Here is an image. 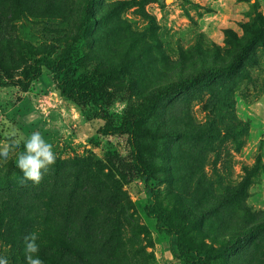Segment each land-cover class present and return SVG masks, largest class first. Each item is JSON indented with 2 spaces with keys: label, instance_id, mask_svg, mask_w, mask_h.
<instances>
[{
  "label": "rangeland",
  "instance_id": "374dc122",
  "mask_svg": "<svg viewBox=\"0 0 264 264\" xmlns=\"http://www.w3.org/2000/svg\"><path fill=\"white\" fill-rule=\"evenodd\" d=\"M86 1L0 0V257L22 264L8 242L9 192L22 203L17 216L80 226L111 219L94 255L104 264H185L172 248L222 247L263 221L264 41L245 61L247 76L175 93L169 85L181 71L230 63L240 50L228 31L244 38V24L260 26L264 0H92L85 15ZM84 25L72 73L102 93L114 125L154 105L142 124L148 134L100 135L99 109L63 97L47 69L26 86L23 73L43 49L63 53ZM37 132L56 162L34 184L17 159ZM135 143L153 170L149 185L133 169ZM154 201L174 213L185 238L158 230L147 211ZM209 264H264V233Z\"/></svg>",
  "mask_w": 264,
  "mask_h": 264
},
{
  "label": "trees",
  "instance_id": "16d2710c",
  "mask_svg": "<svg viewBox=\"0 0 264 264\" xmlns=\"http://www.w3.org/2000/svg\"><path fill=\"white\" fill-rule=\"evenodd\" d=\"M91 1L88 0L85 3V15L89 13L88 10L92 6ZM46 4L50 5L48 1ZM94 9L99 8L95 6ZM88 19L90 21V18ZM256 20L260 26L255 23L244 24L243 28L246 32L244 38H239L231 30L228 31V34L232 37L231 42L238 46L240 50L230 63L207 66L199 70L195 69L193 73L189 72L187 75L181 71L179 73V77H181L179 81H171L169 93L184 91L195 86L208 84L225 75H229L231 78L234 75L247 76V68L244 65L245 61L251 59L249 57L250 51L258 43L264 41V16L258 13ZM84 28L85 25L80 28L82 31L79 32L78 37L73 43L68 45V48L63 53L54 56L50 48H44L42 56L36 59L23 73L26 86L38 79L44 70L47 69L57 81L63 97L79 105L93 104L99 109L96 113L97 118L104 121V124L98 129L100 135L115 136L129 134L131 137L137 139L148 134L149 131L142 127V124L148 121L155 112L154 105L141 113L127 118L121 125H114L111 119L103 113L105 103L102 93L84 86L80 82V79L72 73L71 67L74 62L73 60L76 56L80 55V47L77 45V42L87 39ZM224 92L226 91L224 90ZM132 165L134 171L149 185L153 179V170L145 161L138 143H135L132 147ZM15 187L17 188V186ZM18 190L21 192V189ZM78 190L79 188H77L76 192ZM22 193L26 192L22 191ZM8 196L11 198L8 206L14 212L7 222V226L13 229L9 234L8 242L12 244L17 256H19L18 260L22 264H25L24 237L33 232L39 236L37 243L40 251L38 255L44 264H104L102 260H94V255L102 251L104 245L101 235L106 230L104 223L112 224L113 221L111 219L103 218L97 224L96 220L86 218L83 221V226H80L78 225L80 224L78 223V219L74 221L71 217H66L63 221L58 222L56 219L38 218L28 213L23 216H17L16 213L19 211L22 203L18 202L16 195L9 192ZM1 206L2 203L0 202V208ZM32 209L34 210L33 207ZM147 211L150 216L156 219L158 230L161 233H165L169 237L185 238L187 230L174 223V213L172 211L160 208L156 201L147 208ZM2 222L1 224H3ZM98 225L101 226L98 227ZM263 233L264 220L254 222L246 226L245 229L238 230V232L234 233L236 235L233 236L232 240L222 247L186 246L181 250L174 248L171 250L185 264H209L212 260L222 256L225 251L228 252L245 240L255 238Z\"/></svg>",
  "mask_w": 264,
  "mask_h": 264
},
{
  "label": "clouds",
  "instance_id": "9594fccd",
  "mask_svg": "<svg viewBox=\"0 0 264 264\" xmlns=\"http://www.w3.org/2000/svg\"><path fill=\"white\" fill-rule=\"evenodd\" d=\"M25 151L17 159V165L23 172L26 180L39 184L43 173L47 172L49 166L55 164L56 158L52 146L44 141L37 132L26 141ZM0 156H7V150L0 151ZM39 236L33 232L24 237L25 264H44L38 253L40 251L37 243ZM0 264H8L5 257H0Z\"/></svg>",
  "mask_w": 264,
  "mask_h": 264
}]
</instances>
